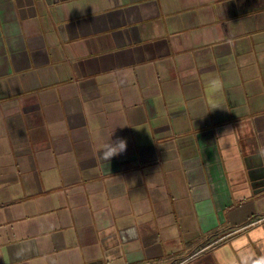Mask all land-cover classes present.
<instances>
[{"label":"crops","instance_id":"crops-1","mask_svg":"<svg viewBox=\"0 0 264 264\" xmlns=\"http://www.w3.org/2000/svg\"><path fill=\"white\" fill-rule=\"evenodd\" d=\"M0 264H264V0H0Z\"/></svg>","mask_w":264,"mask_h":264},{"label":"clouds","instance_id":"clouds-1","mask_svg":"<svg viewBox=\"0 0 264 264\" xmlns=\"http://www.w3.org/2000/svg\"><path fill=\"white\" fill-rule=\"evenodd\" d=\"M223 88V82L219 78H215L209 81V92L216 93L221 91ZM127 148V141L124 139H117L115 141L107 140L103 143L102 147L98 152L101 154L98 156L99 161H110L113 157L120 155Z\"/></svg>","mask_w":264,"mask_h":264}]
</instances>
